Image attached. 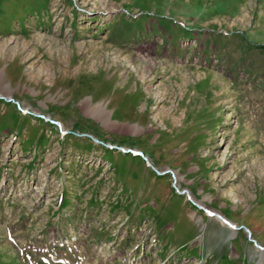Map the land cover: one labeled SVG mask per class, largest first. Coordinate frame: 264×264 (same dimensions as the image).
Listing matches in <instances>:
<instances>
[{
    "label": "rangeland",
    "instance_id": "rangeland-1",
    "mask_svg": "<svg viewBox=\"0 0 264 264\" xmlns=\"http://www.w3.org/2000/svg\"><path fill=\"white\" fill-rule=\"evenodd\" d=\"M258 245L264 0H0V264H264Z\"/></svg>",
    "mask_w": 264,
    "mask_h": 264
},
{
    "label": "bare ground",
    "instance_id": "bare-ground-1",
    "mask_svg": "<svg viewBox=\"0 0 264 264\" xmlns=\"http://www.w3.org/2000/svg\"><path fill=\"white\" fill-rule=\"evenodd\" d=\"M102 109V110H101ZM87 114H89V115H91V116H93V117H95V118H97V119H101L102 121H103V123H105V117H104V115L106 114L105 113V109L104 108H92V109H89V110H87ZM102 117H103V119H102ZM62 126V125H61ZM177 179V178H176ZM178 179H180V178H178ZM256 180V179H255ZM254 180V181H255ZM260 180V179H259ZM258 180V181H259ZM177 182H178V180H177ZM258 189V188H257ZM189 195H190V197H192V198H194V196L189 192ZM248 198V197H247ZM247 198H245V201L247 202L249 199H247ZM256 200V199H255ZM257 203V202H256ZM210 215H212V214H210ZM218 216V215H217ZM222 218H224L222 215H220ZM219 221V220H218ZM220 222V225H223V226H226V227H228L230 230L232 229L231 227H229V226H227L226 224H224V223H228V224H231L229 221L228 222H225V221H222V220H220L219 221ZM238 230H239V228H238ZM256 243V242H255ZM258 246H260V245H258ZM258 263H262L263 262V260H264V251L262 250V249H258Z\"/></svg>",
    "mask_w": 264,
    "mask_h": 264
},
{
    "label": "water",
    "instance_id": "water-1",
    "mask_svg": "<svg viewBox=\"0 0 264 264\" xmlns=\"http://www.w3.org/2000/svg\"><path fill=\"white\" fill-rule=\"evenodd\" d=\"M5 100H7V99H5ZM95 141H97V140H95ZM144 159L146 160V158L144 157ZM184 192V191H183ZM219 217V219H221L222 221H225V219H223L222 217H220V216H218ZM226 222V221H225Z\"/></svg>",
    "mask_w": 264,
    "mask_h": 264
}]
</instances>
